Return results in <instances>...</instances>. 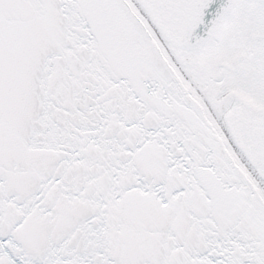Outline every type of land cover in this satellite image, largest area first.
I'll list each match as a JSON object with an SVG mask.
<instances>
[{
  "label": "snow or ice",
  "instance_id": "1",
  "mask_svg": "<svg viewBox=\"0 0 264 264\" xmlns=\"http://www.w3.org/2000/svg\"><path fill=\"white\" fill-rule=\"evenodd\" d=\"M0 264H264V0H0Z\"/></svg>",
  "mask_w": 264,
  "mask_h": 264
}]
</instances>
